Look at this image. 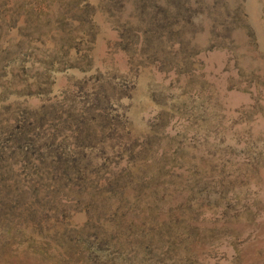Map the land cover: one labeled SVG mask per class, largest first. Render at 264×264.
I'll return each mask as SVG.
<instances>
[{
    "label": "rangeland",
    "instance_id": "obj_1",
    "mask_svg": "<svg viewBox=\"0 0 264 264\" xmlns=\"http://www.w3.org/2000/svg\"><path fill=\"white\" fill-rule=\"evenodd\" d=\"M0 264H264V0H0Z\"/></svg>",
    "mask_w": 264,
    "mask_h": 264
}]
</instances>
